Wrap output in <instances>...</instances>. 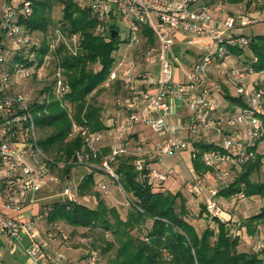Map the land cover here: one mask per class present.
Here are the masks:
<instances>
[{
    "label": "built area",
    "instance_id": "obj_1",
    "mask_svg": "<svg viewBox=\"0 0 264 264\" xmlns=\"http://www.w3.org/2000/svg\"><path fill=\"white\" fill-rule=\"evenodd\" d=\"M16 3V4H15ZM96 25V34L105 36L109 21L116 15L125 25V43L115 55L114 64L103 87L109 88L114 81L120 82V91L113 98L116 114L103 131H91L86 124L72 122L70 136L79 135L83 146L75 150L68 163L84 165L99 170L118 183L113 163L122 155L133 156L136 171L149 169L152 180H165L172 172L170 167L161 172L150 166L152 161L188 151L194 159L193 144L206 136H212L223 151L207 150L201 160L222 181H231L225 165L241 168L256 161L260 154L254 149L256 141L264 136L260 114L264 109V74L257 73L250 65L231 63L233 56L228 47L248 51V39L235 33L236 25L244 28L256 20L264 22V15L253 19L246 15H224L221 20L215 14L223 12L220 0L211 5L203 0H87ZM32 0H0V199L12 210L21 209L27 202L33 203L37 193L48 182H59L52 169L62 170L65 160L55 161L37 142L35 121L48 114V106L58 101L65 108L64 96L69 87L62 69L56 65L51 76V87L38 95L15 92L13 86L28 79L34 66L17 63L7 72L6 61L16 52L30 61L34 59L31 47L32 35L19 22V15L31 12ZM152 34L153 42L143 35ZM190 34L204 44V51L189 66L186 81L174 79V45L176 34ZM56 43L49 46L41 66L57 58L56 47L63 43L72 54L78 47V35L68 37L55 31ZM255 60V59H253ZM157 65L153 71L149 66ZM222 78L235 95L245 102V107L233 111H218L212 95L220 87L210 88L203 81L209 74ZM41 106L34 110L32 104ZM181 108L180 110H178ZM183 110V112H179ZM180 114V115H179ZM174 118L170 121V118ZM145 126L157 139L148 143L132 138L139 125ZM110 139L108 151L103 153L101 141ZM264 171V156L260 158ZM191 194L202 195L205 217L225 221L224 212L218 205V186H208L201 175L192 168L185 183ZM59 196L63 200L79 202L76 185L65 180ZM239 198H243L240 194ZM48 209L29 219L10 217L0 210V236L8 248L20 246L27 264H40L39 257L45 241H34L37 225L46 221ZM226 218V219H225ZM46 236L50 239L63 232L56 222L49 224ZM106 236L110 234L105 232ZM28 237L31 243L24 245ZM261 248V244L258 245ZM59 262L61 254L54 260ZM98 254L86 250L84 264H96ZM0 264H4L0 261Z\"/></svg>",
    "mask_w": 264,
    "mask_h": 264
},
{
    "label": "trees",
    "instance_id": "obj_2",
    "mask_svg": "<svg viewBox=\"0 0 264 264\" xmlns=\"http://www.w3.org/2000/svg\"><path fill=\"white\" fill-rule=\"evenodd\" d=\"M61 5V17L58 21L59 31L65 37L78 35V47L75 54L60 43L54 52L57 63L63 72L69 87L64 96L65 108L58 101H52L48 106V114L36 119V134L38 146L50 154L55 161L64 159L66 164L62 170L64 179L69 176L73 164L68 163L75 150L83 146L79 135L70 136L72 122L68 117L70 110L75 122L86 124L91 131H103L107 127L101 117V107L89 97L93 96L108 78L114 64L115 55L125 39L121 38L116 26L110 25L105 36L96 34V20L88 4L82 5L78 0H57ZM229 3L248 5L251 0H224ZM50 4L46 0H32L31 12L26 16L19 15V22L31 35L34 31L47 32L48 17L46 11ZM111 30L117 31L114 37ZM54 31V34H55ZM248 39V51L243 52L236 47H228L229 53L237 63L250 65L257 73L264 74V34L238 33ZM143 35L153 42L149 30ZM33 60L24 58L19 53H12L6 61L7 72L15 64L24 63L34 66L31 77L42 65L44 55L49 51L47 42H41L31 47ZM255 59V60H253ZM55 65V66H56ZM97 66V68H95ZM30 77V78H31ZM112 86V87H111ZM109 88L114 90V96L120 91V82H112ZM115 86V87H113ZM51 87V81L42 86L37 95ZM229 105L245 107L243 99L233 93H223ZM90 100V101H89ZM34 110L41 106L32 104ZM264 129V109L260 114ZM51 129L45 136H38V130ZM264 140L260 137L254 146L259 150V144ZM195 158L192 160L194 171H209L201 160L203 152L207 150L223 151L217 141L206 136L193 144ZM108 150H103L106 153ZM244 165L242 170L229 183L218 187V197L243 198L258 196L264 198V181L255 179V173L260 169V158ZM133 156L122 155L113 163L118 175V183L123 191L131 196L129 208L122 218L115 207L108 206L104 199L93 193L94 171L86 173L76 185L78 197L94 194L96 205H88L67 200H56L47 205L48 216L46 222H62L64 224L82 227L95 231L100 239V250L107 253L114 250L112 258L104 264H264V245L253 251L239 250L240 235L233 234L228 221L217 218L211 220L204 215V204L199 209L198 218H202L206 225L198 230L189 220L190 213L187 197L181 191L171 192L162 186L172 177L168 174L165 180H152L149 169L136 171L133 166ZM152 161L150 166L161 172L165 169ZM262 169V167H261ZM191 194V193H190ZM193 217V216H192ZM210 221V222H209ZM260 227H264V205L259 211L244 218L239 228H244L249 236L258 234ZM136 231V232H134ZM108 232L111 236L105 235Z\"/></svg>",
    "mask_w": 264,
    "mask_h": 264
},
{
    "label": "rangeland",
    "instance_id": "obj_3",
    "mask_svg": "<svg viewBox=\"0 0 264 264\" xmlns=\"http://www.w3.org/2000/svg\"><path fill=\"white\" fill-rule=\"evenodd\" d=\"M46 1L50 4L49 10L46 11L48 21H49L47 32L34 31L32 33V38L36 44H41V42H47L48 46H50L56 43V37H55L54 31H55V28L58 27V21L61 17V5L57 0H46ZM203 1H205L208 4L213 5L220 0H203ZM221 1L224 4V10L223 12L215 14L216 19L218 20H221L222 17L226 14L234 15V16H239V15L252 16L253 19H259L260 16L264 15V0H251V2L248 5H246L244 2L229 3L224 0H221ZM78 2L84 5L87 2V0H78ZM108 25L116 26L119 31L120 37L125 39L126 37L125 25L124 23H122L118 15L114 16L109 21ZM250 26H252V30L254 32L264 34V22H261L260 20H256L251 25L244 27L242 32L244 34H249L251 30V28H249ZM238 29H242V28L239 27V25H236L235 33L237 34L241 33L237 31ZM197 51L198 50H194L190 53V55L189 54L187 55L184 49L182 48L175 49L174 55L176 56V59L174 62L176 65L174 69V79L176 81L184 82L187 80L186 77L189 71L188 65L191 62L192 57L194 58L197 57V54H198ZM95 68H97V66ZM150 68L153 71H156L157 65L156 64L150 65ZM54 70H55V61L50 60L49 64L45 66H40L31 78L20 80L18 84H15L13 86L12 91L23 92V93H27V94H31L32 96H35L37 95V91H39L42 86L46 85L47 83H49V81H51V76ZM214 74H211V75H214ZM208 78L211 79V77H208ZM208 78H205L203 83L209 82L210 79ZM113 92H114L113 89L103 87V88H100L93 96L89 97L90 100H94L101 107V117H104L105 119H109L113 117V114H114L113 109L115 107L113 105V98H114ZM180 109L181 108H179L178 110ZM179 112L181 113L183 112V110ZM173 120H174L173 118H170V121H173ZM143 129L144 130L142 132L143 133L142 135L145 141L147 140L149 141L150 139L155 140L158 138V137H153L149 133L148 129H145V128ZM50 130L51 129H44L41 131L38 130V136L41 134L45 136L47 133L50 132ZM134 137L135 136H133L132 138ZM134 140L136 141L139 139L134 138ZM109 142L113 143L110 139H106V141L103 143L105 145V144H108ZM259 153H260L259 155L264 156V140L260 143ZM48 155L51 157L50 154ZM156 165L162 169L167 168L169 165L170 167H173L176 170L177 174L174 172L176 174V177L174 176L175 178L174 182L177 185L174 187H169L167 182H165V184L162 187L166 190L171 189L170 190L171 192H175L179 190L183 193L184 196L186 195V197H189L187 198L188 199L187 205L189 207V213L191 214L190 215L191 218H189V220L196 226L198 230L203 228L206 225V222L202 218L197 217L199 209L203 205L202 195L190 194L185 187V183L187 179L189 178L190 171L193 168L192 160L190 158L189 152L184 151L180 154H175L173 156L163 158L161 161H157ZM74 167L75 169H73L71 172L72 176L70 180L73 184L77 182L80 176V174L77 173L76 170L79 167H85V166L84 165H73L72 168ZM225 168L230 171V174H231L230 179H233V177H235L242 170V168H235L231 165H225ZM52 172L58 176L59 182H48V185L42 192L41 196L43 197L51 196V198L48 200L41 201L42 207L46 203V201L53 202V201L62 199V197L59 196V194L62 191L63 186L65 184V179L63 176L64 174H62V172L58 169H52ZM98 172H101V174L107 176L102 171L98 170ZM174 173H172V177ZM197 173L201 175L203 181L208 186L214 185V186L220 187V186H224L227 183H229L228 181L219 180L216 174L211 169L209 171L199 170ZM254 178L264 181V171L261 169V167L255 173ZM101 181H102L101 179L94 180L93 193L99 194V196L104 199L105 203L108 206L115 207L118 210L120 216L124 218L129 208V202H130L131 196L125 193L119 184L112 182L109 176H107V178L105 179L106 182L102 183ZM93 193L89 195H85L83 197H78L79 202L84 203L88 205L89 207L95 206L96 204L94 203V201L96 202V196ZM218 205L223 212L226 210V211L231 212L233 215L234 221H231L230 218L225 221H228V226L233 234L240 235L241 243L239 246V250L253 251L257 249V245L259 244L264 245V227H260L258 230V234L254 236L247 235L244 228H239V224L243 221L244 218L258 212L260 207L264 205V198H260L258 196H254L251 198L231 197L227 199L226 201L225 198L218 197ZM0 210L1 212H3V214L7 216L16 217L18 214L21 216L22 212L25 210V205L19 210H12L6 207ZM224 217H226L225 214H224ZM76 234H77V237L75 236L74 238L75 241L80 238L82 239V241L79 243L83 244L84 248H86L87 250L93 249L97 252L98 260L96 264H104L107 260L112 258L114 254L113 249H111L109 252L105 254L101 252L99 248L101 245L100 239L98 238V235L95 231L92 232L89 229L82 228L81 232H77ZM108 238L110 239L111 236H109ZM12 257L15 258L16 261L19 262L20 264L26 261V258L23 252H21V255H14ZM45 257L48 258L47 256ZM41 259H42V255H40L39 261H41Z\"/></svg>",
    "mask_w": 264,
    "mask_h": 264
},
{
    "label": "crops",
    "instance_id": "obj_4",
    "mask_svg": "<svg viewBox=\"0 0 264 264\" xmlns=\"http://www.w3.org/2000/svg\"><path fill=\"white\" fill-rule=\"evenodd\" d=\"M253 26V25H252ZM252 26H250L249 28H251L250 33H256L252 30ZM238 32L243 31L242 29H238ZM188 35V36H187ZM176 48H182L186 51L187 55L194 51V50H198L197 51V57L194 58L192 57L191 62L189 63L188 66H190V64L195 61L200 54L204 51V44L202 42H200L197 38H195L193 35L190 34H182V33H178L176 34V38H175V45H174V53H175V49ZM201 50V51H200ZM182 61V59H181ZM233 62H237L235 58H233V60H231V63ZM150 67V65H143V68L146 67ZM213 74V73H212ZM208 78L210 79L209 82H204V85H206L207 87L210 88H214V87H220V91L219 93H214V95H212V98L215 102V104L217 105V110L218 111H233L234 109L238 108V106H232L229 105L228 102L226 101L223 93L224 92H228L230 94L233 95V91L231 90V86L227 83L224 82L222 78H218L214 75L209 74ZM113 117L116 114V109H113ZM109 119H105L104 117H102V120L104 121L106 127L111 123L112 118ZM173 118V117H172ZM174 119V118H173ZM143 128L147 129L145 126L143 125H139L137 127V131L136 134L134 135V138H139V139H144L143 137ZM149 131V130H148ZM149 133L154 137V135L149 131ZM212 138V136H209ZM107 138H104L101 141V146L103 150H108L109 145L111 144V142H109L108 144H105L103 142L106 141ZM151 141L153 140H147L148 143H151ZM108 145V146H106ZM260 146V144H259ZM168 167H170L168 165ZM172 169V172L176 173V170L173 167H170ZM75 169L71 168V171L69 173V176H67L65 178L71 180V172L72 170ZM165 169V168H164ZM77 173L80 174L79 179L77 180L76 183H74L75 185L78 184V182L81 180V178L88 172L92 171V170H88L87 167H79L77 170ZM94 180L95 179H101L102 183L106 182L105 179L107 178V176L101 174V172H98V170L94 169ZM174 173L173 177H170L166 182L168 184L169 187H174L177 184H175L174 180V176L176 177V174ZM190 176V175H189ZM48 183L45 184L41 190H39L37 193L34 194V198L36 199L33 203L31 202H27L25 204V210L22 212L21 216L18 214L16 217H20L22 219H29L31 217H33L35 214L42 212L43 210H45V207H47V205L51 202L46 201V203L43 205H41V201L44 200H48L51 198V196H47V197H43L41 196L42 192L44 191V189L47 187ZM169 189V188H168ZM171 190V189H170ZM186 196V195H185ZM189 198V197H187ZM95 200V199H93ZM227 201V199H226ZM94 203L96 204V202L94 201ZM5 206L3 205L1 199H0V209H3ZM94 207V206H93ZM3 213V212H2ZM224 214L226 216V218H230L231 221H234L233 215L231 212L229 211H224ZM58 224V227L61 228L62 232H63V236L60 234H57L54 238L50 239L46 236V232L51 228L50 225L46 222V221H41L38 223L37 225V234L35 235V237L33 238L34 241H45L46 245L43 247L42 250V259L41 261H39V263L41 264H84V259L86 256V248L83 247V244L79 243L82 241V239H77L75 241V236L77 237V232H81L82 227H74V226H70L67 224H64L62 222H56ZM73 237V238H72ZM31 243V239L26 237L24 239V245H27ZM21 252H23L22 247L20 246H16L14 248H8L5 245V240L4 237L0 236V261L4 264H20L19 262L16 261L15 258H13L12 256L14 255H21ZM57 254H61L62 255V259L59 262H53L50 261L49 258H46L45 256L49 257L51 256V259L54 260L55 257H57ZM7 259V260H6ZM22 264H27L26 261L23 262Z\"/></svg>",
    "mask_w": 264,
    "mask_h": 264
},
{
    "label": "water",
    "instance_id": "obj_5",
    "mask_svg": "<svg viewBox=\"0 0 264 264\" xmlns=\"http://www.w3.org/2000/svg\"><path fill=\"white\" fill-rule=\"evenodd\" d=\"M110 32H111V36H112V37H114V36L116 35V33H117V31H115V30H114V31L111 30Z\"/></svg>",
    "mask_w": 264,
    "mask_h": 264
}]
</instances>
